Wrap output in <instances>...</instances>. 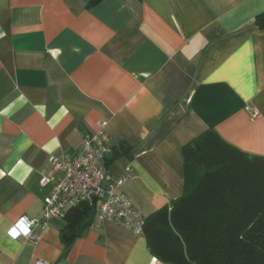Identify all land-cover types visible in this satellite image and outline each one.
Returning <instances> with one entry per match:
<instances>
[{"label": "crops", "instance_id": "obj_1", "mask_svg": "<svg viewBox=\"0 0 264 264\" xmlns=\"http://www.w3.org/2000/svg\"><path fill=\"white\" fill-rule=\"evenodd\" d=\"M262 13L264 0H0V264H167L156 254L174 238L156 214L185 193V146L214 130L264 158ZM99 122L146 233L97 211L68 250L58 218L38 243L12 240L41 218L51 158L78 153Z\"/></svg>", "mask_w": 264, "mask_h": 264}, {"label": "trees", "instance_id": "obj_2", "mask_svg": "<svg viewBox=\"0 0 264 264\" xmlns=\"http://www.w3.org/2000/svg\"><path fill=\"white\" fill-rule=\"evenodd\" d=\"M255 26L264 29V13ZM113 151L120 157L130 148ZM183 155L185 193L156 214L175 247L156 256L167 264H264V158L237 150L214 130L188 143ZM96 212L94 201L68 211L60 231L65 250L85 234Z\"/></svg>", "mask_w": 264, "mask_h": 264}, {"label": "built area", "instance_id": "obj_3", "mask_svg": "<svg viewBox=\"0 0 264 264\" xmlns=\"http://www.w3.org/2000/svg\"><path fill=\"white\" fill-rule=\"evenodd\" d=\"M246 111L253 118L260 116L259 111L248 106ZM110 153L107 122H99L97 131L85 136L78 153L53 156L51 163L54 176H43L40 181L43 188L54 185L53 191L44 200L41 218H21L10 228L8 236L12 240L26 239L38 243L48 231L52 219L63 220L71 208L93 201L97 203L100 221L111 222L137 235H144L146 219L123 192L124 185L132 178V172L128 170L123 177L114 178L106 167V158ZM13 228L19 235L10 234ZM37 229L40 233H34Z\"/></svg>", "mask_w": 264, "mask_h": 264}, {"label": "clouds", "instance_id": "obj_4", "mask_svg": "<svg viewBox=\"0 0 264 264\" xmlns=\"http://www.w3.org/2000/svg\"><path fill=\"white\" fill-rule=\"evenodd\" d=\"M23 221H21V223H22ZM11 235H13V236H17V235H19V233L17 232V230H16V228H13L12 230H11V233H10Z\"/></svg>", "mask_w": 264, "mask_h": 264}, {"label": "snow or ice", "instance_id": "obj_5", "mask_svg": "<svg viewBox=\"0 0 264 264\" xmlns=\"http://www.w3.org/2000/svg\"><path fill=\"white\" fill-rule=\"evenodd\" d=\"M25 231H26V229H25Z\"/></svg>", "mask_w": 264, "mask_h": 264}]
</instances>
